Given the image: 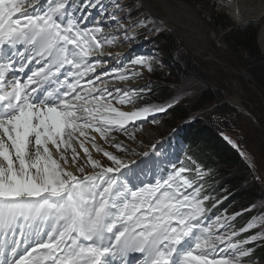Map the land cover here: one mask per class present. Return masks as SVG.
<instances>
[{
	"label": "snow or ice",
	"instance_id": "snow-or-ice-1",
	"mask_svg": "<svg viewBox=\"0 0 264 264\" xmlns=\"http://www.w3.org/2000/svg\"><path fill=\"white\" fill-rule=\"evenodd\" d=\"M76 10L71 0H0V264H133V254L135 264H242L257 235L234 241L236 231L218 232L221 217L206 224L209 197L185 175L191 169L137 185L129 165L95 143L92 133L108 141L114 130L134 138L130 122L166 108L113 105L133 97L89 76L112 41L81 26ZM133 63L152 70L144 57Z\"/></svg>",
	"mask_w": 264,
	"mask_h": 264
},
{
	"label": "rangeland",
	"instance_id": "rangeland-1",
	"mask_svg": "<svg viewBox=\"0 0 264 264\" xmlns=\"http://www.w3.org/2000/svg\"><path fill=\"white\" fill-rule=\"evenodd\" d=\"M111 1L114 7L121 6L122 3L126 2H120L119 0L115 2H113V0ZM171 1L127 0V2L132 5V9H135L137 6L141 5V10L148 11L151 14L161 17L165 21L163 23V26L165 27L168 26L167 19L170 20V22L178 20V24L181 25V23H183V18L185 17V13H180L179 8L176 7V10L173 11L174 9L171 5ZM180 1L182 3H186L187 8L191 9L194 14L196 13V15H198L199 18H197V21L201 23L200 28H202V32H205L206 36L210 37L212 40L210 41L207 48H203V53H199L194 46H192L182 37V35H180V30L176 31L170 28L171 32H168V35H170L175 40L180 50V52L176 54V58L179 61L178 62L176 60L177 63L186 67H189V65L192 64V66L196 68L197 72L195 74H191L190 76L181 74L174 65L167 64V61L162 54V59L160 60L161 66L156 64L157 69H154L153 71L157 74L158 78L155 79L152 74L151 76L148 75V78L141 80L142 87H151L153 89V92L150 93V97H154L159 89H168L167 96L154 100L158 103L167 101V99L169 100L173 98L177 93L183 92L179 97L180 99L178 98V101L180 102L179 104H182L187 108H190L196 104L200 97L201 89L205 90L206 87L211 85L214 90L220 91L221 97L217 102L214 101L204 106L202 110L192 113L191 116L196 119L195 124H198L201 121H205L206 124H217L219 121L221 124V131H226L227 134L225 135H227L228 138L237 146L236 148L247 167L245 172L250 173L247 176L249 179L248 188L245 186L246 184H243L241 187L237 188L232 187L234 190L232 197H236L242 193L243 189L245 188H247L248 191L251 190L253 186L252 183L254 182L261 187L258 195L264 198V76H262L260 72L262 69H264V47H262L259 41V27L256 26V21L241 20L238 9H236V14L233 12L230 13L226 11L224 6L220 7L216 0ZM210 5L213 7L210 8ZM199 6H201L203 9V13L201 12L202 15L200 14L199 10L196 9ZM128 8H130V6L127 4V6L119 12L120 14L124 15L123 20L125 21H127L126 15ZM223 17H227L232 23H234V26L232 28L224 29L226 23L224 22L225 20ZM199 22L196 23V25H198ZM93 25L95 27L97 23L95 22ZM248 26H253L255 29L259 54L261 55L259 58H255L247 43H235L234 39L229 35V32L234 29H244ZM121 30L122 27L119 25L117 30L118 35L120 34ZM97 36L101 41H112L111 43H104V46L109 48L103 46L104 49L102 50V52L111 51V53L105 54L111 56L103 57L106 59L119 61V64L111 70V72H113L112 76H109L108 78L106 77V80L100 78V82L107 81V87L110 88V86H108L109 81L119 83L120 80L117 78V76L121 74L119 72L121 71V67L123 66L124 62L128 59V56L126 55L123 45L117 43L111 38L107 37L106 39V37H104L105 35L102 33H97ZM126 36H128V34L124 32L118 41H121V39ZM212 42L213 44H211ZM205 49H207V51ZM116 51L123 53V55L118 57L117 55H120L121 53L115 54ZM113 52L115 53L112 54ZM94 60H96L95 56L92 57V61ZM133 61L135 60H132V62ZM104 62H107V64L110 63L109 60ZM132 69L134 68L129 67L124 70L129 74H133L129 72V70ZM245 72L252 75L253 78L250 82H248ZM100 82L98 81L97 83ZM116 89L111 90L114 96L116 94ZM120 91L125 92L124 90ZM234 94H238L242 97L244 107L246 108L244 109L248 113L242 112L235 104L230 101L228 97ZM135 105L136 104H131L125 107L126 111L135 110ZM147 117H150V115ZM172 118L173 114L171 113L165 120H149L147 124H144L142 120H136L138 123L128 130V133H135L134 138L131 137L125 139V143H122V141L118 142L120 146L123 145L125 147L124 153H121L122 155L126 156L124 161L128 160L127 156L135 158L143 155L145 151L149 149H152L153 151L155 149H167L173 154L178 152L183 144L175 143V141H180V139L176 131L172 132V124L168 121V119ZM182 122L183 121L179 122L178 125ZM119 135L120 134L115 133L116 141H113L114 146L116 145L117 140L120 138ZM127 135L130 136L129 134ZM90 150L95 152L93 149ZM92 152L91 154L94 159H98L102 163L107 164L106 157L103 155L97 156ZM80 153L81 156L79 157V161L80 163H84V153L83 151H80ZM152 153L162 156L160 163L168 159V157L164 156L161 152L156 151ZM116 154L121 156V154L118 152H116ZM71 155L72 153L69 152V157ZM141 161L136 160L135 162ZM160 163H155L153 168L157 166L159 167ZM132 167L133 165L130 167V169ZM158 167L156 168V171L158 170ZM87 170H91L90 166H86V171ZM234 172H236V176L243 178V174L240 173L236 168H224L221 177L229 176ZM229 185L231 184L229 183ZM236 204L245 206L247 205V202L244 203L240 200ZM250 218L251 214L249 212L243 213L240 219L236 220V223H240V221H246Z\"/></svg>",
	"mask_w": 264,
	"mask_h": 264
},
{
	"label": "trees",
	"instance_id": "trees-1",
	"mask_svg": "<svg viewBox=\"0 0 264 264\" xmlns=\"http://www.w3.org/2000/svg\"><path fill=\"white\" fill-rule=\"evenodd\" d=\"M226 23L224 29L232 28L234 23H232L227 17H223ZM229 35L234 39L235 43H247L249 48L252 50L255 58H259L261 56L259 54V49L256 40V33L253 26H248L244 29L232 30L229 32ZM230 37V38H231ZM159 43L162 45L164 50V56L167 60V64L174 65L177 70L181 74H185L186 76H190L191 74H195L196 68L189 65V67L181 66L176 61V54L180 52L179 47L177 46L175 40L170 35L159 36ZM187 61V60H186ZM261 75L264 76V69L261 71ZM153 77L158 78L157 74L151 71ZM158 89V88H156ZM168 94V89L160 90L156 92L154 99H160L161 97H165ZM221 97V93L218 90H214L210 85L206 87V89H201L200 97L195 105L190 108L179 104L172 109H170V113L173 114L172 119H168L172 124V128H175L179 122L186 120L192 113L202 110L204 106L218 101ZM196 120L191 124L190 129L188 130V138L194 143L198 144L200 147V159L203 160L207 165L213 167L215 169V174H218L219 180L222 183L231 184L233 188L241 187L243 184L248 188V175L250 172H245L247 170L246 165L244 164L242 157L239 152L233 148H231L219 135V128L221 124L219 121L217 124L208 123L205 121H201L198 124H195ZM221 129V128H220ZM224 168H236L240 173L243 174V178H239L236 176V172L233 174L221 177ZM251 176V175H250ZM251 190H247V188L243 189L242 193L234 197V203L238 201H242L244 203H249L253 201L257 196L258 192H260V186L256 183H252ZM237 206H243L237 204ZM264 252V248H263Z\"/></svg>",
	"mask_w": 264,
	"mask_h": 264
},
{
	"label": "bare ground",
	"instance_id": "bare-ground-1",
	"mask_svg": "<svg viewBox=\"0 0 264 264\" xmlns=\"http://www.w3.org/2000/svg\"><path fill=\"white\" fill-rule=\"evenodd\" d=\"M223 1H227V0H223ZM216 2H218V5L220 7H223L222 4L218 0H216ZM230 2H231L230 6L232 7L231 11L236 14V10L234 8H237L239 10V15H240L241 20H243V21L244 20L256 21V26L259 27V41H260L262 47H264V0H230ZM171 5L174 9L173 11H175L176 10L175 8L177 7L180 9V13H185V15H184L185 17L183 18V23H181V25L178 24V22H177L178 20L177 21L174 20L173 22H170V20H168V19H167V25L176 31L180 30L179 31V33H181L180 35H182V37L187 42H189L192 46H194L195 49L199 53H203V48H205V47L207 48V46L209 45V43L212 39L210 37H207L205 32L204 33L202 32L203 30H202V28H200L201 23L199 21H197V18H199L198 15H196V13L194 14L191 11V9L187 8L186 3H182L180 0L171 1ZM212 7L213 6L210 5V8H212ZM196 9L199 10L200 14L203 11L201 6L197 7ZM180 13H179V15H180ZM172 18L174 19L173 16H172ZM198 22H199V24L196 25V23H198ZM211 44H213V42ZM209 49H211V48H209ZM205 50L207 51V49H205ZM116 52H118V51H116ZM108 53H111V51L103 52V54H108ZM112 54H114V52ZM105 74L106 73L102 72L99 75V74H97V71H95L94 73H91L89 76L95 81V77L97 75L99 77H101V76H104ZM245 76H246L248 82H250L253 78L251 74H247L246 72H245ZM86 78H88V77H86ZM95 82L97 83L98 81H95ZM100 83H97V84H100ZM103 85L107 86V81L103 82ZM228 98L240 110L246 111L245 110L246 108L244 107V104L242 101V97L240 95L234 94ZM151 156H152V158L146 157L143 161L135 162L133 164V167L131 169L135 172L136 177H137L133 181L134 183L140 184L141 181L145 182L148 178H153L155 176V174L157 172L156 168L158 166L156 165L157 167L153 168V165L155 163L159 164L162 156L155 155L153 153H151Z\"/></svg>",
	"mask_w": 264,
	"mask_h": 264
}]
</instances>
